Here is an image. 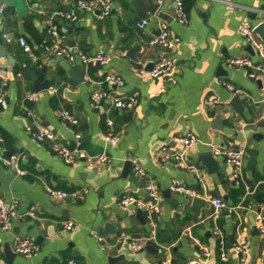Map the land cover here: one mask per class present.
<instances>
[{
	"label": "crops",
	"instance_id": "1",
	"mask_svg": "<svg viewBox=\"0 0 264 264\" xmlns=\"http://www.w3.org/2000/svg\"><path fill=\"white\" fill-rule=\"evenodd\" d=\"M74 1L19 0L15 5L0 0V87L7 88L9 98L8 108L0 106V154L18 156L26 170L18 174L0 159L3 172L14 175L8 189L0 179L1 193L8 202H17L19 212L12 229L0 225V264H67L70 259L85 264H162L169 255L174 264H186L190 258L198 264H240L241 252L234 247L239 233L249 238L252 255L257 246L260 261L264 234L257 227L256 213L264 204V70L251 76V68L229 67L225 58L249 55L260 62L258 51L238 27L247 19L261 20L264 0H183L189 14L186 23L177 20L174 0H151L172 16L167 22L180 40L171 49L149 43L164 20L142 10L150 0H113V10L104 18L91 10L79 11L75 21L52 16L56 9H70ZM143 17L149 22L139 28L136 23ZM51 22L68 34L66 42L91 54L103 50L110 60L87 64L47 54L44 45L52 39ZM258 34L264 42V31ZM21 37L38 53V60L25 52ZM135 45L140 49L128 55ZM163 56L172 59L173 67L154 77L150 70ZM79 65L83 81L75 79ZM108 72L120 74L124 84L106 81ZM35 80H48V87L36 90L37 102L26 98L35 90ZM226 82L247 93L239 94L242 102L232 103L235 93ZM99 86L118 94L139 90L140 101L131 110L113 108L108 102L95 108L91 94ZM210 94H216L220 103L206 102ZM61 108L72 110L79 123L64 120ZM108 118L114 120L112 126ZM35 119L49 124L64 144L79 146L91 156L106 151L110 159L66 163L27 130ZM110 132L114 143L107 138ZM187 134L195 135L196 141L185 149L176 137ZM229 142L245 150L239 178L225 157L214 155L218 164L213 171L201 158ZM165 145L184 150L187 164L162 159ZM131 157L139 159L161 191L162 207L152 218L144 208L121 202L126 194L150 198L146 180L132 162L125 171ZM177 179L195 188L204 203L194 207L193 198L175 191L172 186ZM47 185L87 191L81 198L62 200L49 194ZM215 197L225 201L217 213ZM138 208L143 209L145 221L138 217ZM62 220H73L74 228H66ZM215 228L223 233L227 258L222 257ZM121 231L145 237L144 247L136 250L128 242H116L106 248L94 234L115 241ZM15 234L33 238L39 250L30 256L17 253ZM228 234L233 235L231 245L226 241ZM6 244L15 252L12 261Z\"/></svg>",
	"mask_w": 264,
	"mask_h": 264
},
{
	"label": "built area",
	"instance_id": "2",
	"mask_svg": "<svg viewBox=\"0 0 264 264\" xmlns=\"http://www.w3.org/2000/svg\"><path fill=\"white\" fill-rule=\"evenodd\" d=\"M175 5V16L177 20L181 23H186L189 20V14L186 10L183 0H174ZM163 3V0H159ZM81 10H91L96 12L97 16L104 18L113 10V0H75L70 9H56L52 12V16L56 18H62L66 20L75 21L79 18V11ZM149 22L148 17H143L137 21V26L139 28L144 27ZM264 23V16L258 23H254L250 20H244L239 24L240 34L246 38V40L258 51L261 56L260 62H255L249 55H238V56H228L225 58V63L229 67H247L251 68L250 75L254 76L260 70H264V42L259 36L256 28L259 24ZM52 39L50 42L44 45L45 52L47 54H54L67 58L69 60L80 59L84 63L98 62L101 64H106L110 57L103 51L100 50L97 53H88L83 48L70 44L66 42L68 34L61 30L57 22H51L48 28ZM180 40V36L171 28L170 24L166 20H161L158 26L157 32L150 38V44H161L166 48H173L175 44ZM21 44L25 52L33 59L38 60L39 55L35 52L33 47L26 41L24 37L20 38ZM173 67V61L169 56H163L157 59L151 70L150 74L154 77L161 76L171 71ZM106 81L115 82L117 84H124V78L114 72H108L105 76ZM226 86L232 90L235 94H247L243 89L234 86L231 83L226 82ZM139 90H133L128 94H118L115 90L104 87H97L91 94V103L95 108L101 107L105 102H108L111 107L116 109H133L140 101ZM26 98L33 102H37L40 98L39 91L33 90L26 94ZM264 102V98L262 99ZM206 102L211 104L220 103V99L216 94H210L206 98ZM0 106L4 109L9 107L8 90L6 87H0ZM60 116L68 121L69 123L76 125L79 123V119L76 114L68 109L61 108L59 110ZM108 123L112 126L114 120L108 118ZM27 130L31 132L32 136L41 142H45L49 148L58 154L66 163H74L75 161L85 158L91 163L94 161H108L110 159L109 154L106 151L101 152L97 155H88L86 150L74 146L70 147L64 144L60 138L57 136L53 128L39 119L33 120L27 125ZM108 140L112 143L116 142L115 137L112 132L108 135ZM3 140V136L0 135V141ZM176 140L180 142L184 148H188L196 141V136L193 134L177 136ZM214 155L223 156L228 162L233 166V175L239 178L242 174L245 161V150L240 147H236L232 142L226 145L216 146L212 150ZM160 156L162 159L167 160L174 158L178 160L180 165H186L187 160L184 155V150H175L167 145L163 146L160 151ZM1 161L13 168L18 174L26 173V170L21 168L19 165V157L16 155L6 156L0 154ZM131 161L134 164L137 172L145 178V190L150 197L148 200L143 197L124 195L121 202L126 205H133L142 207L147 211L148 217L152 218L158 212H160L162 207V194L158 188L155 180L150 176L146 169L141 165L137 157H131ZM172 188L183 194L188 195L191 198L198 196V192L195 188H192L182 182V180H175ZM46 190L53 197L62 200H74L81 198L86 193V189H76V190H64L51 185L46 186ZM213 204L215 207V212L225 206V201L221 197H215L213 199ZM36 207L32 206L31 210L34 211ZM19 215L17 209V202H8L2 195L0 189V225L6 230L12 229L15 223V218ZM61 223L66 228H74L75 223L73 220H62ZM256 223L259 231L264 234V204L261 205L260 210L256 213ZM96 238L102 243L103 247H111L116 242H128L134 249H141L145 245L147 240L145 237H133L127 232L121 231L116 237V240H110L106 236L94 232ZM215 234L219 238L220 246L222 249V257L227 258L226 250L224 248V236L219 228H215ZM199 242V239L196 238ZM234 247L241 252L240 264H252V246L249 238L239 233L234 242ZM13 248L17 253L30 256L39 250V244L31 237L23 236L20 234H15L13 238ZM203 251L205 254H209V248L203 246ZM67 264H85L76 259H70ZM162 264H174L172 262V256H167ZM186 264H198L197 259L190 258ZM258 264H264V257L258 261Z\"/></svg>",
	"mask_w": 264,
	"mask_h": 264
},
{
	"label": "water",
	"instance_id": "3",
	"mask_svg": "<svg viewBox=\"0 0 264 264\" xmlns=\"http://www.w3.org/2000/svg\"><path fill=\"white\" fill-rule=\"evenodd\" d=\"M5 1H9L10 3L13 2V4L17 5L19 0H5ZM22 1V0H21ZM142 7L144 6L143 4H141ZM18 7H20L18 5ZM144 9V10H143ZM143 11L145 10H148L149 12L151 13H156L157 15H159L161 18H163L164 20L170 22L172 20V16H170L169 14H167L166 12L162 11V10H159V4H154L151 2L150 0V5L146 8H142ZM254 15V13H253ZM256 31L259 32V33H263L264 31V23H261L257 26L256 28ZM251 48V46H249ZM137 49H140V46H132L130 49H129V52H128V55H132V53L137 50ZM74 75H75V79L77 81H83L84 80V72H83V66L82 65H79L75 70H74ZM2 81V77L0 76V83ZM48 87V80H45V81H40V80H35L34 82V89L35 90H41L43 88H46ZM241 101V98H240V95L239 94H235L233 96V99H232V103H235V104H239ZM9 155H11V152L8 153ZM202 158V161L203 163H205L209 169L211 171L214 170L215 166L218 164V160L217 158H215L213 152H205L202 154L201 156ZM131 159H127L126 162H125V171L128 170V168L130 167L131 165ZM14 175L13 174H5L3 172V169L0 167V179L3 181V183L5 184V188L8 189L9 188V184H10V181L13 179ZM226 198H228L226 196ZM149 199V198H148ZM193 206L194 207H197L199 206L200 204H203L204 203V199L203 198H200V197H194L193 198ZM137 214H138V217L145 221V217H144V212H143V209L142 208H138L137 209ZM109 230L111 231L113 229V226L112 225H109ZM254 231L258 232L257 230V227L254 228ZM226 241H227V244L228 245H231L232 242H233V235L232 234H228L227 237H226ZM151 245V242L148 241L147 242V246H150ZM6 253H7V258L8 260L12 261L14 255H15V252L13 251V249L11 248L10 244H6ZM252 264H258V256H257V246L254 247V250H253V255H252Z\"/></svg>",
	"mask_w": 264,
	"mask_h": 264
}]
</instances>
